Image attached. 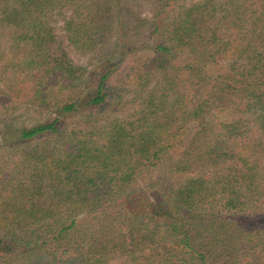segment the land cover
Returning a JSON list of instances; mask_svg holds the SVG:
<instances>
[{
	"label": "trees",
	"instance_id": "obj_1",
	"mask_svg": "<svg viewBox=\"0 0 264 264\" xmlns=\"http://www.w3.org/2000/svg\"><path fill=\"white\" fill-rule=\"evenodd\" d=\"M0 264H264V0H0Z\"/></svg>",
	"mask_w": 264,
	"mask_h": 264
}]
</instances>
